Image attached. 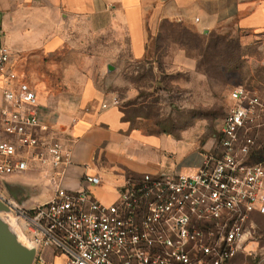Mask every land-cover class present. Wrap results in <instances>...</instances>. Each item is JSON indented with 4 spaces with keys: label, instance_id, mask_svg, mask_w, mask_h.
<instances>
[{
    "label": "built area",
    "instance_id": "obj_1",
    "mask_svg": "<svg viewBox=\"0 0 264 264\" xmlns=\"http://www.w3.org/2000/svg\"><path fill=\"white\" fill-rule=\"evenodd\" d=\"M10 61V50L0 46V180L40 164L50 169L40 171L53 192L29 208L0 200L21 237L35 246L37 264L47 251L61 264H232L239 253H253L246 244L254 236L253 216L264 217V163L248 160L249 133L258 128L264 100L233 90L215 148L197 173L128 177L117 199L105 205L89 190L99 185L97 176L85 174L80 190L62 186L71 151L37 134L46 128L38 120L36 94L16 83ZM116 105L112 98L101 107Z\"/></svg>",
    "mask_w": 264,
    "mask_h": 264
},
{
    "label": "crops",
    "instance_id": "obj_2",
    "mask_svg": "<svg viewBox=\"0 0 264 264\" xmlns=\"http://www.w3.org/2000/svg\"><path fill=\"white\" fill-rule=\"evenodd\" d=\"M165 22L203 34L232 25L257 35L264 32V0H0V46L11 52L9 70L16 83L36 94L38 120L46 128L36 132L71 151L64 188L80 190L85 174L97 176L99 185L89 190L108 205L126 178L193 175L215 148V139L202 144L189 132L145 133L124 119L117 105L101 107L112 99L98 81L104 68L124 55L145 60ZM29 170L30 181L41 192H32V200L23 206L3 189L2 180L14 187L25 173L2 178L0 197L11 198L19 208L50 199V182L40 171L50 169L34 164ZM44 195L47 199L41 201Z\"/></svg>",
    "mask_w": 264,
    "mask_h": 264
},
{
    "label": "rangeland",
    "instance_id": "obj_3",
    "mask_svg": "<svg viewBox=\"0 0 264 264\" xmlns=\"http://www.w3.org/2000/svg\"><path fill=\"white\" fill-rule=\"evenodd\" d=\"M149 49L145 60L135 62L124 55L98 78L103 91L117 100L124 119L145 133L189 132L205 144L218 136L233 105V90L243 89L264 100V32H241L231 25L203 34L165 22ZM182 53L186 61L180 60ZM256 119L258 128L249 134L254 132L264 152V113L258 112ZM27 172L16 182L31 197L41 190ZM45 199L46 195L40 197ZM252 221L255 232L246 245L253 253H239L232 264H264V217L255 215ZM44 258L49 264L62 261L49 251Z\"/></svg>",
    "mask_w": 264,
    "mask_h": 264
},
{
    "label": "water",
    "instance_id": "obj_4",
    "mask_svg": "<svg viewBox=\"0 0 264 264\" xmlns=\"http://www.w3.org/2000/svg\"><path fill=\"white\" fill-rule=\"evenodd\" d=\"M111 69L112 67L108 66V70ZM2 182L3 189L6 188L20 205L25 206V203L32 200L28 194L19 195L13 190L15 186L22 189L17 183L13 187L10 182L5 180ZM0 206V264H32L35 261V246L21 237L10 208L1 200Z\"/></svg>",
    "mask_w": 264,
    "mask_h": 264
},
{
    "label": "trees",
    "instance_id": "obj_5",
    "mask_svg": "<svg viewBox=\"0 0 264 264\" xmlns=\"http://www.w3.org/2000/svg\"><path fill=\"white\" fill-rule=\"evenodd\" d=\"M257 129V128H256ZM256 129L254 131H256ZM254 139V144L250 150L248 160L252 163H264V152L262 151L261 145L256 142V139L254 138V132L252 134H249Z\"/></svg>",
    "mask_w": 264,
    "mask_h": 264
},
{
    "label": "flooded vegetation",
    "instance_id": "obj_6",
    "mask_svg": "<svg viewBox=\"0 0 264 264\" xmlns=\"http://www.w3.org/2000/svg\"><path fill=\"white\" fill-rule=\"evenodd\" d=\"M9 196H10V194H9Z\"/></svg>",
    "mask_w": 264,
    "mask_h": 264
}]
</instances>
